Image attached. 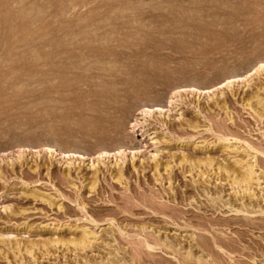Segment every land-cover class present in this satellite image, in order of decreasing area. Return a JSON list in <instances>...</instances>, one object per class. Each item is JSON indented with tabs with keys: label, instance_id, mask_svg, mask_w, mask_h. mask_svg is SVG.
I'll list each match as a JSON object with an SVG mask.
<instances>
[{
	"label": "rangeland",
	"instance_id": "obj_1",
	"mask_svg": "<svg viewBox=\"0 0 264 264\" xmlns=\"http://www.w3.org/2000/svg\"><path fill=\"white\" fill-rule=\"evenodd\" d=\"M261 60L264 0H0V264H264Z\"/></svg>",
	"mask_w": 264,
	"mask_h": 264
},
{
	"label": "bare ground",
	"instance_id": "obj_2",
	"mask_svg": "<svg viewBox=\"0 0 264 264\" xmlns=\"http://www.w3.org/2000/svg\"><path fill=\"white\" fill-rule=\"evenodd\" d=\"M262 69H264V60H261V61H258V63L253 67V68H251V73L252 72H254V73H258V71H261ZM250 72V71H249ZM248 75H250V73H248ZM231 76V75H230ZM246 77V76H245ZM248 77V76H247ZM252 77V76H251ZM238 79H241V80H243V77L242 78H240L239 76H234V75H232L231 77H228L224 82H223V84H222V86L223 85H226V86H230V85H232V84H234V83H236V81H238ZM245 80V79H244ZM188 89H190V93L192 94V93H194L198 98H200L201 97V95L203 94V91H199V92H197V90H195V87L194 86H189L188 87ZM179 90V89H178ZM199 90V89H198ZM216 91H214L213 92V95H215L216 93H215ZM221 93L220 94H222L223 92L222 91H220ZM177 93L179 94V92L177 91V92H174L173 93V96H176L177 95ZM182 99V98H181ZM198 100V99H197ZM253 101V100H252ZM171 102V101H170ZM247 103V102H246ZM248 104H250V102L248 103ZM252 107V106H251ZM253 109H254V111H256V112H258L259 114L258 115H261L262 116V114H264V102H262L261 100H257L256 101V103H255V107H253ZM156 110H158V113H159V115H163L164 114V112H163V110H162V108L161 107H158V106H156V108H154L153 109V107L152 108H145V109H143L142 110V112H141V114L143 115V118H145L146 116H151ZM169 109H167V111H168ZM164 115H166V116H168V113H165ZM134 121V120H133ZM142 123H145V121H143V122H141V124ZM133 124H135V126H137L138 124H139V121L137 120V119H135V122L133 123ZM132 126V125H131ZM222 142V141H221ZM220 146H227V148L229 147V145H228V143L226 144V143H222V144H220ZM233 147V146H232ZM231 148V147H230ZM46 149H47V151H48V154L50 155V156H54V157H57V156H60V158H63L65 155H64V152H57L56 150H54L52 147H46ZM18 153V152H17ZM27 153V152H26ZM74 153V152H73ZM111 154H113V153H109L108 151H102V152H100V154L99 155H101L102 157H103V155H105V157H107V159H109L110 160V165H118V159H117V157L118 158H122L123 156H126L125 154V150H118V154H117V156H116V154H113L112 156H111ZM64 155V156H63ZM77 155V154H76ZM119 155V156H118ZM132 155H133V157H134V155H135V153H133L132 152ZM19 156V155H18ZM100 156V157H101ZM109 156H111L110 158H109ZM156 156H157V153L155 154V155H153V159L154 158H156ZM6 159V158H5ZM105 159V158H104ZM113 159H114V161H113ZM83 160V159H82ZM89 160V159H88ZM84 161V160H83ZM120 161V160H119ZM156 161V160H155ZM240 161V160H239ZM246 162V161H245ZM195 163H197V162H195ZM208 163V162H207ZM63 164V163H62ZM245 164V163H244ZM242 165V166H240V169H238V170H240L239 171V173H240V177L236 180L237 182H235V183H245L246 185H247V182L249 181V180H251L252 179V175H253V170H252V168H251V165H247V164H245V165ZM92 166L94 165V162H92V164H91ZM206 165V164H205ZM209 165V164H208ZM121 166H120V164H119V167L116 169V172H115V176H116V178L117 177H121V168H120ZM239 167V166H238ZM111 169V168H110ZM224 169H225V167H224ZM113 170V169H112ZM93 183V182H92ZM92 185H94V184H92ZM241 185V184H240ZM241 188V187H240ZM246 188V187H245ZM244 188V189H245ZM247 189V188H246ZM250 191V190H249ZM3 236V235H2ZM89 237V233H87L86 231H84V230H82L81 232H80V234H79V238L77 239V244H80V245H83V244H85L84 243V241H86V239ZM2 240V239H1ZM157 241V240H156ZM166 242V241H165ZM87 247V246H86Z\"/></svg>",
	"mask_w": 264,
	"mask_h": 264
}]
</instances>
